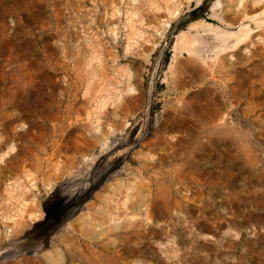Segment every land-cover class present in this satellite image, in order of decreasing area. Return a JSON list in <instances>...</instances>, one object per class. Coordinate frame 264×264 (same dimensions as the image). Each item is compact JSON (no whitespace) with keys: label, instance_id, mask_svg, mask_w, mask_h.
Instances as JSON below:
<instances>
[{"label":"rangeland","instance_id":"rangeland-1","mask_svg":"<svg viewBox=\"0 0 264 264\" xmlns=\"http://www.w3.org/2000/svg\"><path fill=\"white\" fill-rule=\"evenodd\" d=\"M0 264H264V0H0Z\"/></svg>","mask_w":264,"mask_h":264},{"label":"trees","instance_id":"trees-1","mask_svg":"<svg viewBox=\"0 0 264 264\" xmlns=\"http://www.w3.org/2000/svg\"><path fill=\"white\" fill-rule=\"evenodd\" d=\"M196 12L197 9L192 13ZM105 181L106 180H102L89 189L74 194H66L63 192L60 185L56 186V188L42 201L44 218L34 223L32 228L26 232V236L30 237V239L43 242L48 246L51 237L56 234L66 222L82 210L84 205L92 198L94 193Z\"/></svg>","mask_w":264,"mask_h":264}]
</instances>
